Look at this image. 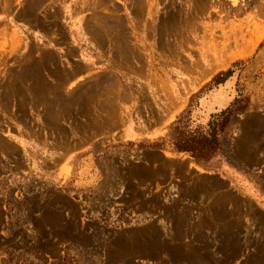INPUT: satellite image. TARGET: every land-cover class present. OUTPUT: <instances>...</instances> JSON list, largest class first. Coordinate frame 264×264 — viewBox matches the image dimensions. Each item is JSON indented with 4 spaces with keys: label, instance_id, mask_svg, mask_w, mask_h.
Returning <instances> with one entry per match:
<instances>
[{
    "label": "rangeland",
    "instance_id": "obj_1",
    "mask_svg": "<svg viewBox=\"0 0 264 264\" xmlns=\"http://www.w3.org/2000/svg\"><path fill=\"white\" fill-rule=\"evenodd\" d=\"M0 264H264V0H0Z\"/></svg>",
    "mask_w": 264,
    "mask_h": 264
},
{
    "label": "trees",
    "instance_id": "obj_2",
    "mask_svg": "<svg viewBox=\"0 0 264 264\" xmlns=\"http://www.w3.org/2000/svg\"><path fill=\"white\" fill-rule=\"evenodd\" d=\"M232 73V69L219 73L214 79L215 83H223ZM236 102H238V99H236ZM232 112L233 110H224L222 113H228L227 116L210 121L207 132L185 131L181 125L182 119H179L171 125L168 136L178 151L188 152L197 164L206 169L215 168L212 160L219 152L220 134L226 127Z\"/></svg>",
    "mask_w": 264,
    "mask_h": 264
},
{
    "label": "bare ground",
    "instance_id": "obj_3",
    "mask_svg": "<svg viewBox=\"0 0 264 264\" xmlns=\"http://www.w3.org/2000/svg\"><path fill=\"white\" fill-rule=\"evenodd\" d=\"M140 6H141V5H140ZM140 6H139V8H140ZM142 8H143V7H142ZM142 13H144V12H142ZM176 14H177V13H176ZM137 17H138V16H137ZM137 17H136V18H137ZM139 18H140V17H139ZM139 18H138V19H139ZM141 18H142V17H141ZM191 18H192V17H191ZM168 19H169V18H168ZM169 20H170V19H169ZM166 22H167V21H166ZM134 23H135V21H134ZM134 23H133V24H134ZM167 24H168V22H167Z\"/></svg>",
    "mask_w": 264,
    "mask_h": 264
}]
</instances>
